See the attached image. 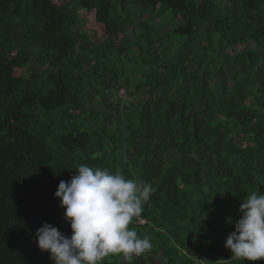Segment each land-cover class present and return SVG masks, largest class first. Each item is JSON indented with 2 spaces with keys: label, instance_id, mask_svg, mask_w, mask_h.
<instances>
[{
  "label": "trees",
  "instance_id": "trees-1",
  "mask_svg": "<svg viewBox=\"0 0 264 264\" xmlns=\"http://www.w3.org/2000/svg\"><path fill=\"white\" fill-rule=\"evenodd\" d=\"M80 164L155 187L132 264H241L224 241L264 192V0H0V264H53L34 234L71 235L54 192Z\"/></svg>",
  "mask_w": 264,
  "mask_h": 264
},
{
  "label": "clouds",
  "instance_id": "clouds-1",
  "mask_svg": "<svg viewBox=\"0 0 264 264\" xmlns=\"http://www.w3.org/2000/svg\"><path fill=\"white\" fill-rule=\"evenodd\" d=\"M155 191L143 179H129L120 171L80 164L54 192L71 235L45 222L34 234L37 247L49 253L53 264H103L111 255L123 256L127 264H132L134 258L153 247L150 238L141 237L129 226L141 217ZM239 212L224 246L241 264L244 259H264V192L249 194Z\"/></svg>",
  "mask_w": 264,
  "mask_h": 264
},
{
  "label": "rangeland",
  "instance_id": "rangeland-1",
  "mask_svg": "<svg viewBox=\"0 0 264 264\" xmlns=\"http://www.w3.org/2000/svg\"><path fill=\"white\" fill-rule=\"evenodd\" d=\"M81 13V17L84 20V22L81 25V29L86 31V34L89 36V38L95 42H100V37L99 34H97L94 30V24L92 22V15L91 14H83V11H79ZM124 95V94H123ZM126 96V94H125ZM125 98V97H124ZM128 102L131 101L132 99L128 97ZM127 100V99H126ZM97 100L94 99V102ZM108 130H113L115 131L116 128H108ZM110 150V149H109ZM124 149L122 148V151ZM116 153L114 154V157L116 158L117 164L120 166L122 164L121 160V150L115 151ZM124 152V151H123ZM134 178V175H133ZM156 264H164V260L161 259L160 257L155 258Z\"/></svg>",
  "mask_w": 264,
  "mask_h": 264
},
{
  "label": "built area",
  "instance_id": "built-area-1",
  "mask_svg": "<svg viewBox=\"0 0 264 264\" xmlns=\"http://www.w3.org/2000/svg\"><path fill=\"white\" fill-rule=\"evenodd\" d=\"M123 94H124V95H123ZM119 96L123 98V97H125V93H124L123 91H120V92H119ZM137 222H138L139 224H144L145 221L139 218V219L137 220Z\"/></svg>",
  "mask_w": 264,
  "mask_h": 264
},
{
  "label": "bare ground",
  "instance_id": "bare-ground-1",
  "mask_svg": "<svg viewBox=\"0 0 264 264\" xmlns=\"http://www.w3.org/2000/svg\"><path fill=\"white\" fill-rule=\"evenodd\" d=\"M132 140V139H131Z\"/></svg>",
  "mask_w": 264,
  "mask_h": 264
}]
</instances>
